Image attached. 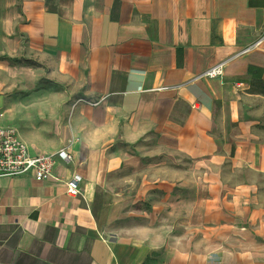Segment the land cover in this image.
I'll use <instances>...</instances> for the list:
<instances>
[{
  "label": "crops",
  "instance_id": "1",
  "mask_svg": "<svg viewBox=\"0 0 264 264\" xmlns=\"http://www.w3.org/2000/svg\"><path fill=\"white\" fill-rule=\"evenodd\" d=\"M17 13L18 33L1 44L20 54L0 55L29 59L17 63L63 92L21 87L0 100V124L15 127L33 153L73 139L74 158L59 160L48 180L0 178V264H264V250L234 242L225 215L198 213L197 169L148 148L188 133L213 139L215 125L254 133L245 102L259 93L252 79H264V46L243 50L264 36V0H23ZM217 64L221 75H202ZM13 100L35 107L37 120L23 124ZM74 175L79 192L70 195ZM122 189L165 193L173 209L119 230L133 210L120 209Z\"/></svg>",
  "mask_w": 264,
  "mask_h": 264
},
{
  "label": "rangeland",
  "instance_id": "2",
  "mask_svg": "<svg viewBox=\"0 0 264 264\" xmlns=\"http://www.w3.org/2000/svg\"><path fill=\"white\" fill-rule=\"evenodd\" d=\"M48 2L52 6L56 0ZM22 5L23 0H0V53L20 54V49L16 50L15 45L1 43L4 42L3 37L13 38L18 33L15 25L20 18L17 11ZM37 69L27 63L0 60V100L15 96V92H19L23 86L51 85L63 92L61 84L38 74ZM13 102L11 114L18 113L23 124H31L39 117L35 107L17 100ZM244 112V116L253 122L252 134L243 132L234 135L229 133L230 127L223 131L221 126L215 125L211 131L213 139L210 137L206 140L205 135V138L202 137L203 133H188L176 140L168 138L166 142L155 139L148 144V148L162 150L164 153L156 156L160 155L175 166L190 165L196 168L193 179L196 176L198 182V213L215 217L225 215L236 236L234 242L246 239L248 247L264 250V93L248 94ZM72 113L66 119L69 120ZM189 136L190 143L185 145V138ZM107 187L110 191V174ZM210 187H215V190ZM219 187L221 190H218ZM120 192L127 199L120 207L124 210L123 214L127 213V208L133 210L129 211L132 218L125 216L117 223L119 230L136 229L142 224L141 217L146 212L164 214L173 209V202L165 197V193L156 194L157 190H152L154 195L143 190L122 189ZM106 225L107 236H111L110 221Z\"/></svg>",
  "mask_w": 264,
  "mask_h": 264
},
{
  "label": "built area",
  "instance_id": "3",
  "mask_svg": "<svg viewBox=\"0 0 264 264\" xmlns=\"http://www.w3.org/2000/svg\"><path fill=\"white\" fill-rule=\"evenodd\" d=\"M257 46H264V36L243 51ZM221 73L222 64H217L207 69L202 75L217 77ZM79 101L90 105H97L100 102L83 98H80ZM2 115L0 111V116ZM72 143L73 139L52 153H33L15 127L0 124V178L20 175H32L39 181L53 178L54 168L59 160L66 162L73 160ZM66 185L68 194H77L79 192V176L74 175L66 181Z\"/></svg>",
  "mask_w": 264,
  "mask_h": 264
},
{
  "label": "trees",
  "instance_id": "4",
  "mask_svg": "<svg viewBox=\"0 0 264 264\" xmlns=\"http://www.w3.org/2000/svg\"><path fill=\"white\" fill-rule=\"evenodd\" d=\"M0 59H7L13 63L21 62L23 60H26L27 62L30 61L29 59H24L23 57L10 56L8 54L0 55ZM257 70H260V68H256V67H250L249 68V71L252 73H254ZM251 89L264 93V79H262L260 76H259V78L255 79V80L252 79Z\"/></svg>",
  "mask_w": 264,
  "mask_h": 264
}]
</instances>
